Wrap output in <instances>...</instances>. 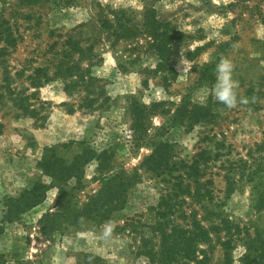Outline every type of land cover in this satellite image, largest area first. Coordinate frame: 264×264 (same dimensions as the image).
Masks as SVG:
<instances>
[{
	"label": "rangeland",
	"instance_id": "obj_1",
	"mask_svg": "<svg viewBox=\"0 0 264 264\" xmlns=\"http://www.w3.org/2000/svg\"><path fill=\"white\" fill-rule=\"evenodd\" d=\"M223 57L234 108L212 94ZM240 159L264 167V0H0V264H145L180 178L203 194L172 193L169 225L207 201L241 228L205 264H264L242 260L264 206Z\"/></svg>",
	"mask_w": 264,
	"mask_h": 264
},
{
	"label": "trees",
	"instance_id": "obj_2",
	"mask_svg": "<svg viewBox=\"0 0 264 264\" xmlns=\"http://www.w3.org/2000/svg\"><path fill=\"white\" fill-rule=\"evenodd\" d=\"M164 150V147L158 148L157 146L151 154V160L158 168L162 166L161 157L165 153ZM247 165L246 161L240 159L238 163H235L237 167L234 169L241 172L240 180L245 178L249 185L255 197L253 207L260 209L264 206V180L262 181L259 173L262 172L264 178V167L259 163L255 168L249 169V165L248 167ZM163 167L167 168V162ZM246 169L247 172H245ZM226 176V192L231 193L232 190L236 189L235 180L234 177ZM187 189H189V183L183 185L180 178L172 183L170 189H167L168 201L164 198L165 196L161 197L157 209L162 219L155 220L154 223H157V226L151 225L153 231L151 235H147V237L141 235V241L137 246V256L143 258L145 264H205L209 259V251L214 243L227 248L230 246L233 233L238 234L240 232L241 228L238 223L224 216L221 210L210 209L207 201L201 203L202 215L200 217H197V214L191 210L187 215V224L174 223L172 219L169 225L170 220L167 218V214L168 211H171L174 201L172 193H187V195L201 200L199 198L203 193H200V189L197 188L195 192H190ZM164 205H167L168 211L161 210ZM243 228L245 227L243 226ZM220 233H223L221 237L219 236ZM155 236H158V242L152 241ZM256 241L258 242L257 245L254 243ZM244 246L246 252L243 254V261H248L253 251L257 252V255L261 254L259 250L264 248L262 233L257 230L255 237L247 239Z\"/></svg>",
	"mask_w": 264,
	"mask_h": 264
},
{
	"label": "clouds",
	"instance_id": "obj_3",
	"mask_svg": "<svg viewBox=\"0 0 264 264\" xmlns=\"http://www.w3.org/2000/svg\"><path fill=\"white\" fill-rule=\"evenodd\" d=\"M216 79L212 85L215 99L228 108H234L240 103H247V99L238 95L239 82L234 79V63L231 58L223 57L215 65ZM111 231L109 225L105 235Z\"/></svg>",
	"mask_w": 264,
	"mask_h": 264
}]
</instances>
